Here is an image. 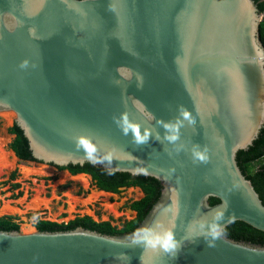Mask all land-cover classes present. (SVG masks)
<instances>
[{
    "label": "water",
    "instance_id": "obj_1",
    "mask_svg": "<svg viewBox=\"0 0 264 264\" xmlns=\"http://www.w3.org/2000/svg\"><path fill=\"white\" fill-rule=\"evenodd\" d=\"M262 18L253 0H0V112L15 114L32 163L91 164L162 187L130 233L0 230V264H264L263 245L223 233L235 222L264 232V205L237 164L264 128ZM180 106L196 123L185 121L176 153L160 122ZM123 113L150 132L147 144L117 126ZM81 134L111 161H89L74 145ZM194 144L208 163L193 162ZM225 205L214 246L189 232ZM156 224L173 231L174 255L133 242Z\"/></svg>",
    "mask_w": 264,
    "mask_h": 264
},
{
    "label": "rangeland",
    "instance_id": "obj_2",
    "mask_svg": "<svg viewBox=\"0 0 264 264\" xmlns=\"http://www.w3.org/2000/svg\"><path fill=\"white\" fill-rule=\"evenodd\" d=\"M14 121L13 112H0V218L13 217L26 234L39 220L67 224L87 216L121 229L136 217L126 206L141 199L138 188L104 194L88 175L75 177L50 165L19 162L9 147L14 136L8 130Z\"/></svg>",
    "mask_w": 264,
    "mask_h": 264
},
{
    "label": "trees",
    "instance_id": "obj_3",
    "mask_svg": "<svg viewBox=\"0 0 264 264\" xmlns=\"http://www.w3.org/2000/svg\"><path fill=\"white\" fill-rule=\"evenodd\" d=\"M253 1L257 4L260 13L263 15L260 23V37L264 45V0ZM8 133L14 136L9 147L15 157L25 162H33L34 159L29 151L28 142L23 136L21 130L14 124L12 128L8 130ZM237 164L246 179L251 181L264 205V128L248 150L238 152ZM57 169L65 170L71 176L79 174L90 176L94 187L102 192L118 195L122 190L138 188L142 192L143 197L126 206L129 210L135 212L136 217L133 220L126 222L121 229H117L109 222L99 223L95 222L92 218L85 216L76 218L67 224H57L54 222L39 220L35 225L36 230L39 231H67L76 227H83L107 235H122L130 233L143 220L161 194V184L151 177H134L127 173L109 172L91 164H85L84 166H68L67 168L58 167ZM15 176L16 171L11 174L10 178L14 179ZM209 203L210 205H215L219 203V200L211 198ZM0 230H19V224L14 222L13 217H2L0 218ZM223 233L227 237L236 241L251 242L264 246V232H260L243 222L230 224L224 229Z\"/></svg>",
    "mask_w": 264,
    "mask_h": 264
},
{
    "label": "clouds",
    "instance_id": "obj_4",
    "mask_svg": "<svg viewBox=\"0 0 264 264\" xmlns=\"http://www.w3.org/2000/svg\"><path fill=\"white\" fill-rule=\"evenodd\" d=\"M29 62L24 60L20 63L19 67L24 69L28 67ZM179 118H176L174 122H160L165 130L163 139L172 144L173 151L179 153L185 149V144L180 142V129L184 126L185 121L188 125H195V117L186 110L183 106L178 108ZM114 122L118 127H121L125 135L129 133V130L134 135L133 143L135 145L147 144L150 137V132L145 130L141 135L138 124L130 119L128 113H123L119 118L114 117ZM159 141L160 136L155 137ZM74 145L77 150L82 151L86 158L93 163H104V161H111V155L105 154L102 158L100 156V146L93 142L92 138L88 135H79L74 139ZM209 149L207 146L201 147L198 144H194L191 147V154L193 162L208 163L209 162ZM199 211V209H197ZM226 212V205L212 211L210 216L200 217L194 219L189 224V232L194 233L196 236L204 239L209 247L214 246V243L222 235V221L224 220ZM133 242L137 245H142L144 248L152 250H163L166 253L175 254L178 248V241L176 240L174 233L171 229L164 227L163 225L156 224L152 226H143L136 230L133 234ZM118 259L120 256L117 257Z\"/></svg>",
    "mask_w": 264,
    "mask_h": 264
},
{
    "label": "bare ground",
    "instance_id": "obj_5",
    "mask_svg": "<svg viewBox=\"0 0 264 264\" xmlns=\"http://www.w3.org/2000/svg\"><path fill=\"white\" fill-rule=\"evenodd\" d=\"M11 154H13V153H11ZM28 170V169H27ZM83 177V176H86L85 174H79V175H77V176H75V177ZM102 192V191H101ZM102 193H104V194H109V195H111L110 193H106V192H102Z\"/></svg>",
    "mask_w": 264,
    "mask_h": 264
},
{
    "label": "crops",
    "instance_id": "obj_6",
    "mask_svg": "<svg viewBox=\"0 0 264 264\" xmlns=\"http://www.w3.org/2000/svg\"><path fill=\"white\" fill-rule=\"evenodd\" d=\"M13 138H14V137H13ZM141 193H142V192H141ZM142 197H143V194H142ZM142 197H141V198H142Z\"/></svg>",
    "mask_w": 264,
    "mask_h": 264
}]
</instances>
